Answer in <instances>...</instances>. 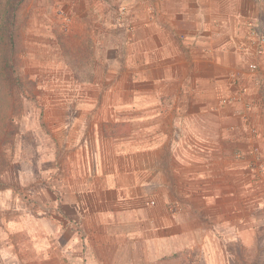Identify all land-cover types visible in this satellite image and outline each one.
I'll return each instance as SVG.
<instances>
[{"label":"crops","instance_id":"crops-1","mask_svg":"<svg viewBox=\"0 0 264 264\" xmlns=\"http://www.w3.org/2000/svg\"><path fill=\"white\" fill-rule=\"evenodd\" d=\"M58 4L124 50L75 99L70 174L44 189L45 215L2 195L0 230L28 237L20 257L264 264V52L249 47L264 0Z\"/></svg>","mask_w":264,"mask_h":264},{"label":"rangeland","instance_id":"rangeland-1","mask_svg":"<svg viewBox=\"0 0 264 264\" xmlns=\"http://www.w3.org/2000/svg\"><path fill=\"white\" fill-rule=\"evenodd\" d=\"M60 1L75 4L0 0V199L20 198L38 217L45 215L44 189L53 178L70 174L72 149L62 141L76 114L75 99L91 83L106 82L111 56L124 50L123 34L114 44L94 40L98 26L77 22L73 11L55 5ZM119 15L124 26V14ZM27 242L26 234L0 230V264H41L28 250L20 257Z\"/></svg>","mask_w":264,"mask_h":264},{"label":"built area","instance_id":"built-area-1","mask_svg":"<svg viewBox=\"0 0 264 264\" xmlns=\"http://www.w3.org/2000/svg\"><path fill=\"white\" fill-rule=\"evenodd\" d=\"M127 12L126 7L120 8V14L123 15ZM250 46L254 52L258 55L264 52V23L261 21L253 22L250 26ZM251 69H257V63H250Z\"/></svg>","mask_w":264,"mask_h":264}]
</instances>
